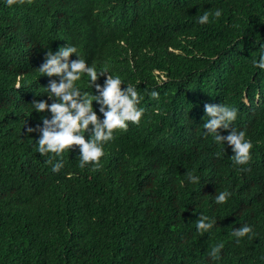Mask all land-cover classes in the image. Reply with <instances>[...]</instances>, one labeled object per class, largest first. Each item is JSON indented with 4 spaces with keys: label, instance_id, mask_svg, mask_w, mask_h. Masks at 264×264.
Wrapping results in <instances>:
<instances>
[{
    "label": "clouds",
    "instance_id": "9594fccd",
    "mask_svg": "<svg viewBox=\"0 0 264 264\" xmlns=\"http://www.w3.org/2000/svg\"><path fill=\"white\" fill-rule=\"evenodd\" d=\"M16 2L4 0L9 7ZM64 2L83 7L92 21L88 28L65 23L42 45L40 74L56 78L44 86L51 103L31 102L32 110L44 114L42 123L27 132H39L36 150L53 172L61 171L63 153L76 146L79 166L91 164L95 170L103 167L107 144L128 153L151 143L145 152L152 159H145L162 170L157 176L185 172L188 181L197 182L194 192L213 190L217 204L236 192L232 179L241 174L239 202L248 190L264 189V35L257 57L227 58L230 68L224 67L221 51L196 54L212 19L222 13L250 19L243 0ZM254 2V13L263 14L260 0ZM183 52L185 60H179ZM182 76H189L192 85L161 90ZM143 98L149 99L145 106ZM160 102L163 109L149 113ZM198 216L195 227L203 235L216 219ZM232 236L237 244L252 240L249 252L264 257V235L257 238L253 225L234 227ZM223 247L224 241L214 244L207 257L219 261Z\"/></svg>",
    "mask_w": 264,
    "mask_h": 264
},
{
    "label": "trees",
    "instance_id": "16d2710c",
    "mask_svg": "<svg viewBox=\"0 0 264 264\" xmlns=\"http://www.w3.org/2000/svg\"><path fill=\"white\" fill-rule=\"evenodd\" d=\"M254 1L243 0L250 19L223 13L212 19L196 54L221 51L225 68L231 67L227 58L257 57L264 0L263 14L254 13ZM91 21L83 7L64 0H17L11 7L0 0V264H264L260 253L249 252L252 240L237 244L232 236L243 223L253 225L257 238L264 235V189L248 190L239 202L243 174L232 179L236 192L217 204L213 190L194 192L197 182L185 172L157 176L162 170L145 159H152L145 152L151 143L128 153L107 144L103 167L95 170L79 166L78 146L63 153L60 172L37 152L39 132L27 127L42 123L44 113L32 110L31 102L51 103L44 86L56 78L40 74L42 45L65 23L88 28ZM185 57L183 52L179 60ZM178 85L192 81L173 78L161 90ZM163 107L160 102L148 111L154 115ZM199 213L216 219L203 235L195 227ZM220 241L221 259L212 261L207 251Z\"/></svg>",
    "mask_w": 264,
    "mask_h": 264
}]
</instances>
